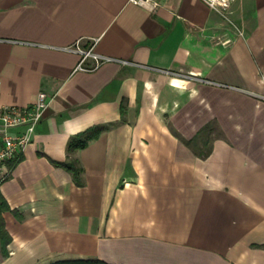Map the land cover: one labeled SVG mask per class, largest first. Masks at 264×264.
Listing matches in <instances>:
<instances>
[{"label": "crops", "instance_id": "obj_1", "mask_svg": "<svg viewBox=\"0 0 264 264\" xmlns=\"http://www.w3.org/2000/svg\"><path fill=\"white\" fill-rule=\"evenodd\" d=\"M160 1L0 0V103L52 97L0 182V264H264V0ZM80 38L116 60L76 70Z\"/></svg>", "mask_w": 264, "mask_h": 264}, {"label": "built area", "instance_id": "obj_2", "mask_svg": "<svg viewBox=\"0 0 264 264\" xmlns=\"http://www.w3.org/2000/svg\"><path fill=\"white\" fill-rule=\"evenodd\" d=\"M134 3L154 9L161 4L160 0H132ZM212 9L226 14L232 0H203ZM96 39L88 45L77 39L74 43L62 48L80 54L76 70L91 71L101 64L116 60L102 55L95 49ZM91 58L92 65L86 64ZM126 62V61H122ZM52 97L45 91H39L34 102L29 106L3 105L0 103V182L10 176L14 165L21 159L28 145L33 141L36 126L42 120Z\"/></svg>", "mask_w": 264, "mask_h": 264}, {"label": "trees", "instance_id": "obj_3", "mask_svg": "<svg viewBox=\"0 0 264 264\" xmlns=\"http://www.w3.org/2000/svg\"><path fill=\"white\" fill-rule=\"evenodd\" d=\"M105 128L104 125H94L76 135L72 136L68 143V151L71 152L78 148L85 147L88 142L99 136L102 130ZM213 132H215V127L210 124L203 127L193 138L185 140V142L190 145L200 156H207L210 153L211 141L213 139ZM201 142L202 144H199ZM57 164H62L67 170L72 172L74 179L77 183L80 182V173L82 167L77 161L72 162H56ZM7 210H11L10 205L6 198L3 196L0 190V251L3 255H8L7 245L11 241L12 237L5 226V221L3 213ZM48 264H116L109 263L101 259H85V258H64L59 259Z\"/></svg>", "mask_w": 264, "mask_h": 264}, {"label": "rangeland", "instance_id": "obj_4", "mask_svg": "<svg viewBox=\"0 0 264 264\" xmlns=\"http://www.w3.org/2000/svg\"><path fill=\"white\" fill-rule=\"evenodd\" d=\"M232 6V5H231ZM231 6H230V8L228 9V11L226 12V13H228L229 15H230V9H231Z\"/></svg>", "mask_w": 264, "mask_h": 264}]
</instances>
